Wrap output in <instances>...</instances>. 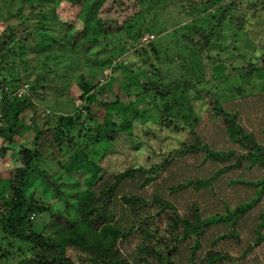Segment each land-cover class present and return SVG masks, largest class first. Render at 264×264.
Here are the masks:
<instances>
[{
	"label": "trees",
	"instance_id": "trees-1",
	"mask_svg": "<svg viewBox=\"0 0 264 264\" xmlns=\"http://www.w3.org/2000/svg\"><path fill=\"white\" fill-rule=\"evenodd\" d=\"M66 2L79 9L81 27L73 33L69 32L72 25H67L66 31L44 33L42 24L48 20L40 13L42 38L33 39L40 49L37 56L48 52L43 58L49 61L75 52L84 63L109 70L110 76L106 78L108 82L102 84L88 81L80 74L76 85L81 109L77 108L70 115L49 112L53 116L40 124L43 113L40 102L46 101L48 91H59L62 87L53 83L48 62L41 71L35 68L36 64H31L38 61L24 52L27 36L21 37L20 43L16 42L13 28L5 26L1 31L0 160L6 159L10 145L17 143L23 129L31 131L33 136L31 146L19 143L13 149L18 166L12 164L0 172V261L11 258L14 253L21 255L23 252L17 244H22L28 246L25 251L29 255L25 254L17 264H128L117 245L136 238L140 241L134 251L137 264H175L183 248L180 246L191 237L194 243L188 260L192 262L201 247V238L210 228L221 226L228 231L218 240L235 244L233 250L236 252L214 254L211 259L206 256L203 260L206 264H250L253 259H261L257 252L264 246V209L255 218H244L264 197V145L253 132L244 128L238 112L225 108L230 102L221 100L204 86L208 79H203L200 63L220 60L213 50L220 48L217 47L225 23L233 24L237 33L234 39L244 31L249 13L264 12V0H173L171 5H179L178 13L199 10L200 15L207 17L204 19L207 24L172 30L173 36L180 34V50L187 53L181 55L179 52L172 59L160 57L154 44L155 36L149 28L131 24L139 11L121 21L112 15L118 8L123 12L135 10L139 0ZM30 9L33 11L34 6ZM150 35L153 36L151 40L142 42ZM102 44L104 48L99 50ZM254 46L244 66L231 68L237 80L244 84L246 77L264 75V33ZM193 61L195 68L191 70ZM216 66L217 79L223 78L221 71L225 66L222 63ZM25 83L29 87L21 89ZM117 84L124 89L123 93L110 102L106 91ZM241 90L237 88L239 94ZM178 101L200 102L199 117L193 116L191 107H187L188 113L183 115V103L178 104ZM174 105L178 110L174 111ZM83 113L84 120L95 122V137L90 136L93 129L86 123L81 125ZM139 120L151 121L160 129L173 133L182 132L185 138L175 147L154 156L155 149L148 139H161L151 128L148 131L144 127L142 133L147 140L139 139L135 143V150L143 148L150 153L144 165L131 160L133 165L123 170L104 172L89 159L86 152L98 142L102 128L112 129L106 140H114L118 132L134 135ZM76 126L79 129H75ZM205 127H209V131L215 128L214 134L234 147L217 148V137L212 140L203 135ZM84 135L88 138L83 146H77V139ZM64 144L74 152L61 167L69 174H86L84 186L80 185L74 194L66 193L62 189L63 182H56L54 175L39 167L41 160L54 157L46 150ZM197 156L202 159L196 165V172L191 169L177 171L180 170L177 162ZM209 163L217 168L212 175L204 178L202 174L201 177L200 173H205ZM253 168L261 174H252L248 179L231 177L225 183L220 179L232 172ZM34 176L40 187H30ZM161 182L165 183L162 190L155 189ZM201 190H207V196L213 200L214 213L210 216L202 217L200 203L186 204L190 198L186 197L187 192ZM234 194L243 198L251 195V198L241 202ZM181 197L183 202H180ZM174 203L186 204L182 206L184 213ZM116 205L122 206L124 218L120 220L128 223L122 230L120 220H116ZM39 219L42 228L38 227ZM245 224L249 228L253 226L252 236L247 238L242 234Z\"/></svg>",
	"mask_w": 264,
	"mask_h": 264
},
{
	"label": "rangeland",
	"instance_id": "rangeland-1",
	"mask_svg": "<svg viewBox=\"0 0 264 264\" xmlns=\"http://www.w3.org/2000/svg\"><path fill=\"white\" fill-rule=\"evenodd\" d=\"M139 1L138 8L135 10L123 12L121 8H118L112 15L121 21L125 18V16H130L135 11H139L138 15L132 20L131 24H135V26L138 24L145 25L147 29L149 28L151 34L155 36V38H153L155 40L154 44L157 46V50L162 59H167L168 57L172 59V57L178 55L177 53L179 52H181V55H187V53L180 50V34L179 37L177 36L178 34L173 36L171 31L175 28H181L186 25L190 26L191 24L197 26L206 25L207 20L204 21V19L207 17L200 15L201 13L199 10L188 11L180 14L178 13L179 5H171L173 0ZM31 6H34L33 11L30 9ZM117 10L120 11V14L118 15H116ZM40 13H44L48 20L46 24H42L45 26V31H43L44 33H59L66 31L67 25H72L69 32L73 33L82 25V20L80 18L82 17V14L79 9L71 7L66 0H0V33L5 26H9L13 28L15 32L16 42L21 43L20 38L27 36L28 41L23 45L24 52L28 53V55L34 58L35 61H38H33L31 64H36L35 68L41 71L45 66L44 64L48 62V70H52L50 77H52L53 83L62 87L59 91H48L46 101L40 102L41 108L43 109V113H41V119L39 121L41 124L43 121L45 122L48 118L53 116V114H50L49 112L70 115L73 114L77 108L81 109L82 104L78 100L79 90L76 85L80 74H83L88 81L105 84L108 82L106 81V78L110 76V71L102 69L101 66H90L89 64L84 63L82 58L75 52L66 53V55L61 59L49 61H46L45 58H43V55L48 52H43V54L37 56L40 49H38V44L33 39L37 40L38 38L40 40L42 38V17ZM103 14L107 16V13L102 12V15ZM263 33L264 12L261 11L249 13L247 25L244 31L238 34L234 39V35L237 34L235 28L233 24L226 22L221 34L222 39L221 42H219L220 45L217 47L220 48L213 50L214 54H219L220 60L200 63L202 64L201 68L204 71L203 79H208L204 86L211 91H214V94L219 96L221 100L230 102L226 104L225 108L232 112H238V116L241 119L244 128L249 132H253L262 145H264V79L261 78L264 77L260 76L264 75L255 74L248 79L246 77L243 81H247V83L245 82L244 84L237 80L236 72L233 73L231 68L234 66L240 68L246 64L249 57L254 52V45H256V43L260 40ZM103 48L104 44L99 47V50ZM117 49L118 48L116 47L115 50ZM128 58L131 60L130 54H128ZM180 59L182 58L179 57V60ZM194 62L195 61L191 62V70H194L195 68ZM196 63L198 62L196 61ZM221 63L225 66L223 72L221 71L223 78L217 79L215 71L217 67L216 64ZM185 66L189 69L187 63H185ZM118 86L119 84L113 86L111 91H106L108 101L113 102L116 96L120 97L122 95L123 92L121 90L124 89H121L119 86V90ZM28 87L29 85L27 84L26 88ZM237 88H242L240 94L238 93ZM128 91L132 92L131 89ZM168 100L171 104L170 99ZM180 103H183L184 106V111H182L183 115L188 113L187 107H191L194 109L193 116L196 118L199 117L202 109L200 102L194 101L192 103H185L184 101H178V104ZM159 105H161V103H159ZM172 108L174 111L178 110L177 105L172 106ZM84 119L85 114L83 113L80 123L83 122L81 125H85L86 123L88 128L93 129L94 131H91L90 136L95 137V122H87ZM49 124L52 125L53 123ZM200 126H203V122H201ZM144 127L148 131L150 130L149 128H151L161 139V141L148 139L149 145L151 143V146L155 149L156 154L153 153L154 156L159 152H164L175 147L179 141H182L185 138V135L182 132L173 133L167 129H160L151 121L145 122L139 120L138 125H136V129H138V131L135 132L134 135L130 136L126 135L124 132H118L114 140H106V137L110 132L109 130L112 129L107 130L102 128V131L98 133V142L91 145L90 150H88L86 154L91 161L102 167L104 172H117L123 170L125 166L131 164L133 165L131 160H136L144 165L145 162L147 163V157L150 156L149 151L142 150L143 148L135 150L136 141L139 139H146L145 135L142 133ZM75 129H79V126H76ZM209 130V127H205V131L202 133L206 136V138H210L212 140L217 137V148L227 149L234 147L229 142L221 140L219 135L214 134L213 130H215V128H213V130L211 128V131ZM32 136L33 133L31 131L26 130V128L23 129L21 138L16 140L17 143L10 145L12 151L10 150L7 152L6 159L4 161L0 160V172H2V169L5 170L12 164H14L13 166H18L15 157H13V149L19 143L31 146ZM75 137H77V135ZM87 138L88 137H85L84 135L83 138H80V140L77 139V146L80 144L83 146V143ZM206 141L208 140L206 139ZM46 151L52 152L54 157L53 159L51 158V160H41L39 167L46 170L49 174L54 175L56 182H63L65 187L62 189H64L66 193L74 194L79 190L80 185L81 187L84 186L83 182L86 179L85 173L72 172L69 174V172L61 167L65 162H67V159L70 154L74 152V149H70L66 146V144H64L61 146L54 145L52 149ZM201 159V156L187 157L186 160L177 162V168H180V170L177 171L180 172L182 170L187 171L191 169L196 172V165L201 161ZM186 165L190 167H185ZM215 168H217L216 165L209 163L206 165L205 173H199L201 177L203 174L205 178L212 175ZM252 174H261V172L253 168L252 170H246L244 172H232L228 175H224L220 179L225 183L228 182L231 177L248 179L252 176ZM183 177L184 176H182V178ZM30 184L31 188H37L41 185L39 184L37 176L32 177ZM164 185L165 183L161 182L159 185H156L155 189L162 190V186ZM234 196L238 197L236 194H234ZM183 197L180 198V202H183ZM186 197H190L186 204H191L193 202L200 203L202 217L210 216L214 213L212 204L213 200L211 197L207 196V190H201L197 193L189 191L186 193ZM250 198L251 195L244 198L240 196L238 197V201L244 202ZM186 204L183 203L179 206L174 203V205H176L179 209L181 208L180 211L183 213L184 209L182 206ZM262 209H264V197L253 212L250 213L249 216L246 215L244 219L246 220L250 216L255 218ZM114 211L116 212V220L124 218L121 205H116ZM254 221L255 223L258 222L256 219H254ZM37 222V224H39L38 227L42 228V222H40V219ZM119 223L121 230L128 227V223L123 220H120ZM242 226L243 237L247 238L249 235L252 236L251 230L253 229V226L251 228H249L247 224ZM227 231V228L222 226L210 228L201 238V247L192 262H189L188 258L191 255L190 248L194 242L191 237L188 238V240L180 246V248H183L178 252V255L175 258V264H206L204 262L206 260V256L211 259L214 254L223 255L236 252L233 250L236 246L235 244L231 245V243H229L230 241L218 240V237L225 235ZM139 242L140 241L138 239L133 238L127 242L118 243L117 247L120 251V255L126 262H128V264H137L134 251L135 246L138 245ZM17 246H20L19 249H21L23 253H21V255L14 253L11 258L0 261V264H17L20 260L25 258V254L27 256L29 255V253H27L28 251H25L28 246L22 244H17ZM257 256H260L261 258L259 259L260 261L258 260L259 262L253 259L249 263L264 264V246L262 247V251L257 252Z\"/></svg>",
	"mask_w": 264,
	"mask_h": 264
},
{
	"label": "built area",
	"instance_id": "built-area-1",
	"mask_svg": "<svg viewBox=\"0 0 264 264\" xmlns=\"http://www.w3.org/2000/svg\"><path fill=\"white\" fill-rule=\"evenodd\" d=\"M153 38V36H145L144 38H143V40H142V42H147L148 40H151ZM27 87V84L25 83V84H22V87H21V89H25Z\"/></svg>",
	"mask_w": 264,
	"mask_h": 264
}]
</instances>
